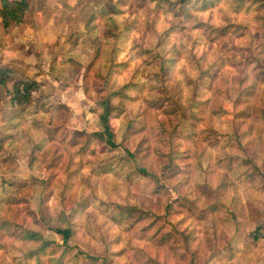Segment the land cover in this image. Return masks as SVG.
Instances as JSON below:
<instances>
[{
    "label": "clouds",
    "instance_id": "clouds-1",
    "mask_svg": "<svg viewBox=\"0 0 264 264\" xmlns=\"http://www.w3.org/2000/svg\"><path fill=\"white\" fill-rule=\"evenodd\" d=\"M0 264H264V0H0Z\"/></svg>",
    "mask_w": 264,
    "mask_h": 264
}]
</instances>
